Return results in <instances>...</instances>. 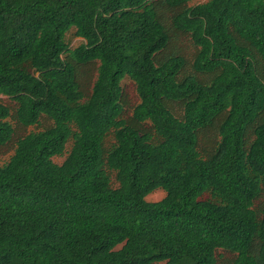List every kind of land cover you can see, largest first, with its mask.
I'll use <instances>...</instances> for the list:
<instances>
[{"label":"trees","instance_id":"1","mask_svg":"<svg viewBox=\"0 0 264 264\" xmlns=\"http://www.w3.org/2000/svg\"><path fill=\"white\" fill-rule=\"evenodd\" d=\"M190 1L0 0V264H264V0Z\"/></svg>","mask_w":264,"mask_h":264},{"label":"rangeland","instance_id":"2","mask_svg":"<svg viewBox=\"0 0 264 264\" xmlns=\"http://www.w3.org/2000/svg\"><path fill=\"white\" fill-rule=\"evenodd\" d=\"M204 1L206 0H191L190 4H195V3L204 2ZM74 31H75L74 29H71L67 34L68 40L70 41L73 47L78 46L83 41L81 37H77L74 35ZM177 45L183 48V51H184L183 55L190 59L194 51V45L192 44V42L188 38L183 37L182 40H180V42H177ZM123 86L126 92V98L130 101L131 104L134 105L138 101L136 87H135L134 82L126 78L123 81ZM0 100L6 104H12L11 100L5 96H1ZM35 129L36 128L34 126H30L26 129L19 128L18 131L20 133H25V132H29ZM11 153L12 151H6L3 154H1L0 155L1 162H3L4 160H7L9 156L11 155ZM63 159L64 157L54 158L56 162H62ZM164 195H165V192L162 189H157L147 196V200L157 201V200H160L162 197H164Z\"/></svg>","mask_w":264,"mask_h":264}]
</instances>
